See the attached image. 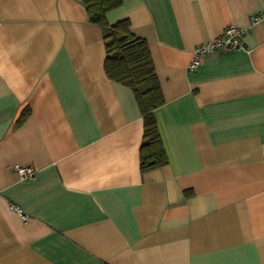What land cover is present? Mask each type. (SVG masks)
Masks as SVG:
<instances>
[{"label": "crops", "instance_id": "0c3cea01", "mask_svg": "<svg viewBox=\"0 0 264 264\" xmlns=\"http://www.w3.org/2000/svg\"><path fill=\"white\" fill-rule=\"evenodd\" d=\"M105 16L147 41L168 160L141 171L140 108L82 0H0V264H264V0ZM228 24L243 47L189 69Z\"/></svg>", "mask_w": 264, "mask_h": 264}, {"label": "trees", "instance_id": "16d2710c", "mask_svg": "<svg viewBox=\"0 0 264 264\" xmlns=\"http://www.w3.org/2000/svg\"><path fill=\"white\" fill-rule=\"evenodd\" d=\"M90 21L98 24L105 41L104 69L106 74L131 87L143 119V135L139 148L140 169L155 168L168 160L155 118V109L164 102L161 86L154 69L147 41L130 29L128 18L109 23L106 12L122 0H82ZM27 108L16 119L21 123Z\"/></svg>", "mask_w": 264, "mask_h": 264}, {"label": "built area", "instance_id": "2783aa9c", "mask_svg": "<svg viewBox=\"0 0 264 264\" xmlns=\"http://www.w3.org/2000/svg\"><path fill=\"white\" fill-rule=\"evenodd\" d=\"M259 18L257 15H253L251 20L254 22ZM242 29L234 24H228L225 26L220 34L215 36L212 40L203 42L192 50V59L189 64V69H196L201 62L203 55L213 52L221 51L225 53L233 52L238 48L243 47V42L241 41ZM15 172L22 178L32 176L35 173V169L32 166H23L16 164L13 166ZM15 207L24 216L22 209Z\"/></svg>", "mask_w": 264, "mask_h": 264}]
</instances>
